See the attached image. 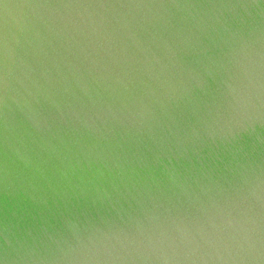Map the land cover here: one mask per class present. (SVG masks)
Listing matches in <instances>:
<instances>
[{"label":"water","instance_id":"water-1","mask_svg":"<svg viewBox=\"0 0 264 264\" xmlns=\"http://www.w3.org/2000/svg\"><path fill=\"white\" fill-rule=\"evenodd\" d=\"M0 264H264V0H0Z\"/></svg>","mask_w":264,"mask_h":264}]
</instances>
